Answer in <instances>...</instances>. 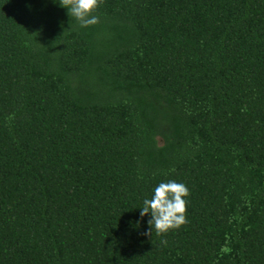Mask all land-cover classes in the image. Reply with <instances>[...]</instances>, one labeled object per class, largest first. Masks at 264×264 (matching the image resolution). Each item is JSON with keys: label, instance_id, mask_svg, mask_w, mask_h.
<instances>
[{"label": "trees", "instance_id": "1", "mask_svg": "<svg viewBox=\"0 0 264 264\" xmlns=\"http://www.w3.org/2000/svg\"><path fill=\"white\" fill-rule=\"evenodd\" d=\"M0 0V264H264V0ZM185 184L186 222L145 198Z\"/></svg>", "mask_w": 264, "mask_h": 264}, {"label": "clouds", "instance_id": "2", "mask_svg": "<svg viewBox=\"0 0 264 264\" xmlns=\"http://www.w3.org/2000/svg\"><path fill=\"white\" fill-rule=\"evenodd\" d=\"M59 5L67 10V14L86 28L99 22V17L93 11L101 0H57ZM189 195L187 186L176 180L158 183L152 190L151 198L143 200L140 216L150 214L149 231L157 234L179 228L186 222V197Z\"/></svg>", "mask_w": 264, "mask_h": 264}]
</instances>
